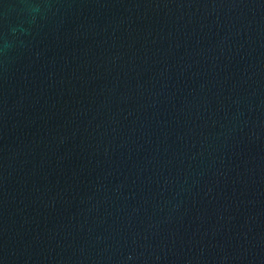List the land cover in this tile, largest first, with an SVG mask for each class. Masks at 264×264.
Listing matches in <instances>:
<instances>
[{
	"label": "water",
	"instance_id": "95a60500",
	"mask_svg": "<svg viewBox=\"0 0 264 264\" xmlns=\"http://www.w3.org/2000/svg\"><path fill=\"white\" fill-rule=\"evenodd\" d=\"M0 264H264V0H0Z\"/></svg>",
	"mask_w": 264,
	"mask_h": 264
}]
</instances>
